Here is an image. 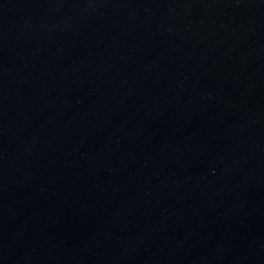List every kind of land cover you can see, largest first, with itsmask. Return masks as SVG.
I'll return each mask as SVG.
<instances>
[{"label": "water", "instance_id": "1", "mask_svg": "<svg viewBox=\"0 0 264 264\" xmlns=\"http://www.w3.org/2000/svg\"><path fill=\"white\" fill-rule=\"evenodd\" d=\"M0 264H264V0H0Z\"/></svg>", "mask_w": 264, "mask_h": 264}]
</instances>
